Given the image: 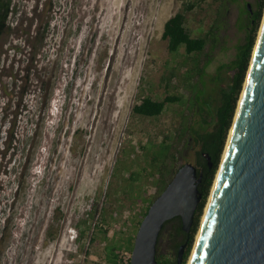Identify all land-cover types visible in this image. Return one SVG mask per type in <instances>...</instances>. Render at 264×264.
Listing matches in <instances>:
<instances>
[{
	"label": "rangeland",
	"instance_id": "obj_1",
	"mask_svg": "<svg viewBox=\"0 0 264 264\" xmlns=\"http://www.w3.org/2000/svg\"><path fill=\"white\" fill-rule=\"evenodd\" d=\"M188 3V31L208 41L198 59L170 54L163 39ZM248 4L255 11L258 0H12L0 39V264H112L113 247L129 252L178 170L200 169V149L179 136L198 89L215 110L232 83ZM263 21L264 12L255 47ZM146 96L188 103L144 118L133 109ZM202 117L213 129V116ZM166 136L174 145L163 164ZM176 226L163 231L158 257L173 258Z\"/></svg>",
	"mask_w": 264,
	"mask_h": 264
},
{
	"label": "water",
	"instance_id": "obj_2",
	"mask_svg": "<svg viewBox=\"0 0 264 264\" xmlns=\"http://www.w3.org/2000/svg\"><path fill=\"white\" fill-rule=\"evenodd\" d=\"M247 8L252 14L251 4ZM255 48L191 264H264V23ZM203 157L211 168V157ZM202 177L191 163L178 170L143 219L131 264H159V239L168 222L180 218L182 231L191 233L203 199ZM186 247L180 246L177 264H183Z\"/></svg>",
	"mask_w": 264,
	"mask_h": 264
},
{
	"label": "trees",
	"instance_id": "obj_3",
	"mask_svg": "<svg viewBox=\"0 0 264 264\" xmlns=\"http://www.w3.org/2000/svg\"><path fill=\"white\" fill-rule=\"evenodd\" d=\"M221 1H223V4L226 5L228 2L231 3L237 0ZM11 6L12 0H0V39L8 31L7 21L11 13ZM195 6V3H188L183 11L177 13L165 24L163 39L168 42V50L172 55H177L182 49H185L188 57H195L198 59V56L204 52L207 46L208 41L206 38H194L186 27L187 13L192 12ZM263 12L264 0H258V6L255 10L254 16L251 15L247 6L242 10V14H246L248 16V20L243 22V29L246 31V39L243 44L239 45L237 58L231 64L232 69L235 71V76L229 87L221 90L220 102L216 109L214 110L208 102L202 101L203 92L199 89L196 92L193 101L190 100V110L193 111L195 119L191 124H187V126L184 127L180 133L179 142L181 143L183 139L188 136L187 144L192 142V145L200 149L197 151V165L200 168L199 173H203L202 183L199 185V189L201 193H203V199L197 210L195 223L189 235L182 231L180 218H176L165 225L163 231L168 225L177 223L175 237H177L179 241L175 244L173 258L157 256L159 264H177L178 250L183 244L187 245L183 264H187L189 261L195 237L200 227L201 218L219 170L221 157L225 150L228 137L234 123L238 103L242 95L247 73L251 64ZM45 38L46 37L43 35L42 43ZM195 62L197 64L195 65V69L199 70V61ZM185 102L186 104L188 103L184 96H168L160 101L146 96L134 107L133 113L144 118H159L169 106ZM206 110L213 116V129L211 130L207 125L208 122L202 117ZM199 114H201V117ZM173 145L174 143L171 141L170 137L166 136L161 146V158L163 160V164L172 152ZM204 154H208L211 157V168L203 157ZM154 160L155 163H157L159 158L155 157ZM164 189L166 188L164 187ZM152 204L153 203H151L150 206ZM150 206L144 213L143 218H145L148 214ZM5 236V233H3L2 238L0 239L1 242L5 241ZM52 236V233H49V238L53 239ZM1 242L0 247L2 244ZM134 243L135 240L131 243L132 247L130 246V248H127V251H133ZM121 250H123V248L120 247H113L110 250L112 264H118L119 257L122 253Z\"/></svg>",
	"mask_w": 264,
	"mask_h": 264
},
{
	"label": "flooded vegetation",
	"instance_id": "obj_4",
	"mask_svg": "<svg viewBox=\"0 0 264 264\" xmlns=\"http://www.w3.org/2000/svg\"><path fill=\"white\" fill-rule=\"evenodd\" d=\"M254 14H255V11H253L252 12V16H254ZM95 20V18L93 19V21ZM95 22V21H94ZM45 31V30H44ZM82 36H84L85 35V33H82L81 34ZM48 83V85L47 86H45V87H47V88H45V94H44V96H43V99H44V108L46 109L47 108V105H48V99H49V92H50V89H51V81H49V82H47Z\"/></svg>",
	"mask_w": 264,
	"mask_h": 264
},
{
	"label": "built area",
	"instance_id": "obj_5",
	"mask_svg": "<svg viewBox=\"0 0 264 264\" xmlns=\"http://www.w3.org/2000/svg\"><path fill=\"white\" fill-rule=\"evenodd\" d=\"M132 254L129 252H122L118 264H131Z\"/></svg>",
	"mask_w": 264,
	"mask_h": 264
},
{
	"label": "bare ground",
	"instance_id": "obj_6",
	"mask_svg": "<svg viewBox=\"0 0 264 264\" xmlns=\"http://www.w3.org/2000/svg\"><path fill=\"white\" fill-rule=\"evenodd\" d=\"M263 23H264V21H263ZM261 30H262V28H261ZM260 35H261V32H260ZM260 35H259V39H260ZM259 39H258V41H259ZM255 50H256V48H255ZM231 135H232V131H231V133H230V137H231ZM230 137H229V140H230ZM228 144H229V141H228ZM228 146V145H227ZM225 152H226V150H225ZM224 156H225V153H224ZM223 159H224V157H223ZM217 179H218V177H217ZM217 179H216V181H217ZM216 181H215V184H216ZM214 188H215V186H214ZM214 188H213V191H214ZM213 191H212V193H213ZM211 197H212V195H211ZM210 200H211V198H210ZM210 203V202H209ZM209 205V204H208ZM208 210V206H207V209H206V211ZM205 216H206V212H205ZM205 216H204V218H203V223H204V219H205ZM199 236H200V233H199V235H198V237H197V241H198V239H199ZM197 244V243H196ZM196 247V246H195ZM192 258H193V255H192V257H191V260H190V263L189 264H191V262H192Z\"/></svg>",
	"mask_w": 264,
	"mask_h": 264
}]
</instances>
